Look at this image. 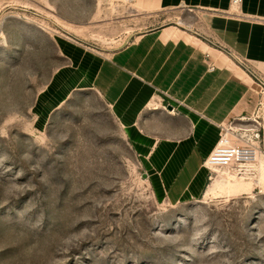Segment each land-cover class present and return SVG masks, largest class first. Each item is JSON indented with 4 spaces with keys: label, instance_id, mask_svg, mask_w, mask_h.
<instances>
[{
    "label": "rangeland",
    "instance_id": "1",
    "mask_svg": "<svg viewBox=\"0 0 264 264\" xmlns=\"http://www.w3.org/2000/svg\"><path fill=\"white\" fill-rule=\"evenodd\" d=\"M195 15L129 1L0 0V264H264V78L249 113L225 125L260 134L251 174L216 168L203 197L179 204L156 197L98 93L39 108L67 64L60 41L108 54Z\"/></svg>",
    "mask_w": 264,
    "mask_h": 264
},
{
    "label": "crops",
    "instance_id": "2",
    "mask_svg": "<svg viewBox=\"0 0 264 264\" xmlns=\"http://www.w3.org/2000/svg\"><path fill=\"white\" fill-rule=\"evenodd\" d=\"M112 1L151 13L191 11L197 20L151 28L108 54L60 41L67 64L39 108L55 109L72 91H95L141 158L156 197L197 200L222 126L245 117L261 92L264 0H241L235 13L232 0ZM237 57L252 65V75Z\"/></svg>",
    "mask_w": 264,
    "mask_h": 264
},
{
    "label": "built area",
    "instance_id": "3",
    "mask_svg": "<svg viewBox=\"0 0 264 264\" xmlns=\"http://www.w3.org/2000/svg\"><path fill=\"white\" fill-rule=\"evenodd\" d=\"M241 0H232L233 6H239ZM252 75L251 70H247ZM235 135L225 126L221 128L220 139L204 160V166L209 172L214 168L230 169L237 176L246 177L251 174V166L257 160L258 147L255 145L254 137H259L254 129L240 128ZM233 135L234 142L230 138Z\"/></svg>",
    "mask_w": 264,
    "mask_h": 264
},
{
    "label": "water",
    "instance_id": "4",
    "mask_svg": "<svg viewBox=\"0 0 264 264\" xmlns=\"http://www.w3.org/2000/svg\"><path fill=\"white\" fill-rule=\"evenodd\" d=\"M143 177H144V178H147V174L145 173V174L143 175Z\"/></svg>",
    "mask_w": 264,
    "mask_h": 264
},
{
    "label": "bare ground",
    "instance_id": "5",
    "mask_svg": "<svg viewBox=\"0 0 264 264\" xmlns=\"http://www.w3.org/2000/svg\"><path fill=\"white\" fill-rule=\"evenodd\" d=\"M233 9H234V10H236V9H237V7H235V6H234V7H233ZM214 169H216V168H214Z\"/></svg>",
    "mask_w": 264,
    "mask_h": 264
}]
</instances>
